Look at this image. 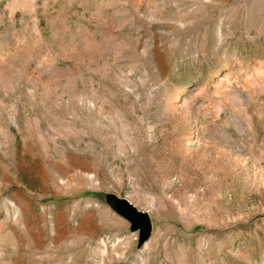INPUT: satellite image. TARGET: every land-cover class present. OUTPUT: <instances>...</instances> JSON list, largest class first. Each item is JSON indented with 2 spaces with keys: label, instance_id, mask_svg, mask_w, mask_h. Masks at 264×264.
<instances>
[{
  "label": "rangeland",
  "instance_id": "rangeland-1",
  "mask_svg": "<svg viewBox=\"0 0 264 264\" xmlns=\"http://www.w3.org/2000/svg\"><path fill=\"white\" fill-rule=\"evenodd\" d=\"M0 264H264V0H0Z\"/></svg>",
  "mask_w": 264,
  "mask_h": 264
},
{
  "label": "water",
  "instance_id": "water-1",
  "mask_svg": "<svg viewBox=\"0 0 264 264\" xmlns=\"http://www.w3.org/2000/svg\"><path fill=\"white\" fill-rule=\"evenodd\" d=\"M110 205L115 212L131 224V230L140 233L139 245H143L152 235V220L150 215L138 211L130 203L110 198Z\"/></svg>",
  "mask_w": 264,
  "mask_h": 264
}]
</instances>
